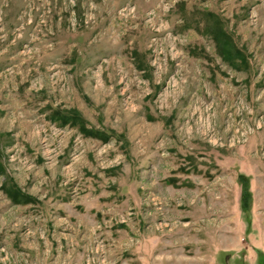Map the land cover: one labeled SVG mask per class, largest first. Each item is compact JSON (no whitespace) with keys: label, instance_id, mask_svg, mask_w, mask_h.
<instances>
[{"label":"rangeland","instance_id":"rangeland-1","mask_svg":"<svg viewBox=\"0 0 264 264\" xmlns=\"http://www.w3.org/2000/svg\"><path fill=\"white\" fill-rule=\"evenodd\" d=\"M0 264H264V0H0Z\"/></svg>","mask_w":264,"mask_h":264},{"label":"trees","instance_id":"trees-1","mask_svg":"<svg viewBox=\"0 0 264 264\" xmlns=\"http://www.w3.org/2000/svg\"><path fill=\"white\" fill-rule=\"evenodd\" d=\"M66 119V118H63ZM66 121V120H65ZM239 181L242 184V193H241V209L246 215L250 212V200L251 192L248 185V179L243 174L239 175Z\"/></svg>","mask_w":264,"mask_h":264}]
</instances>
